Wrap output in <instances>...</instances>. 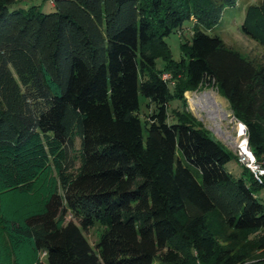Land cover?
Masks as SVG:
<instances>
[{"label":"trees","instance_id":"1","mask_svg":"<svg viewBox=\"0 0 264 264\" xmlns=\"http://www.w3.org/2000/svg\"><path fill=\"white\" fill-rule=\"evenodd\" d=\"M21 1L0 0V264H264V181L184 95L215 87L264 164V61L204 31L237 0ZM240 32L264 49V0Z\"/></svg>","mask_w":264,"mask_h":264},{"label":"rangeland","instance_id":"2","mask_svg":"<svg viewBox=\"0 0 264 264\" xmlns=\"http://www.w3.org/2000/svg\"><path fill=\"white\" fill-rule=\"evenodd\" d=\"M260 1L261 0H237L236 6L225 8L217 24H215L210 29H205L204 31L209 35H217L221 37L228 45L240 49L241 51L248 54L250 57L258 61H264V49L262 48V46L254 39L245 36L240 32V26L243 22L246 8L252 4H259ZM20 3L24 8H27L31 4L39 5L42 11L45 12H49L54 9V6L50 1L22 0ZM193 24V20L187 19L183 22L182 29L180 32H173L165 37V40L172 52V56L174 59H180V44L186 39V37H189L192 34ZM157 64L159 67H161L162 60H158ZM192 94H195L196 98L194 99L193 103H187V109L198 120L202 122L203 126L210 131V135L212 137L222 143L219 137V132L216 129L224 131L229 130L231 126V121L229 119H231L232 112L229 109L226 100L218 94L217 89L213 86L200 88L195 93L194 91H186L184 93L186 97H190V95ZM212 99H215V102L218 103V105L212 104ZM139 101L140 114L141 116H143V113L147 109L146 102L148 100L140 96ZM178 104H180V101L178 99L173 100L170 103V105L173 107L177 106ZM222 107L224 109L223 111L225 112V115L226 113L229 114L228 119L227 117L226 119H224V114L216 111V109H221ZM78 164L79 162L76 161L75 167L78 166ZM225 167L229 172L234 173V175H239L241 173V166L235 159L230 160L225 165ZM258 194L260 196H264V187L259 190ZM68 219H74L71 212H68L66 214V220ZM101 228L102 227L98 223H95L87 230H84L86 238L94 247V249H96L95 243L97 242ZM41 256L43 257V259L45 258L43 252L41 253Z\"/></svg>","mask_w":264,"mask_h":264},{"label":"built area","instance_id":"3","mask_svg":"<svg viewBox=\"0 0 264 264\" xmlns=\"http://www.w3.org/2000/svg\"><path fill=\"white\" fill-rule=\"evenodd\" d=\"M163 78H168V74H164ZM197 90L194 91V93ZM187 99V103L191 104L194 102V99L196 98L195 94H192L189 96H185ZM210 99V98H209ZM212 104L218 105V103L215 102V99H212ZM220 105V103H219ZM223 107L221 109H216L217 112H221L224 114V119H228L229 114L223 111ZM232 112V111H231ZM231 126L229 130H220L219 129V137L222 141V143L230 149L233 154L236 157V161L247 168L259 182L264 181V164L259 162L252 150L249 147L248 144V134H247V128L246 125L238 120L233 114L231 115Z\"/></svg>","mask_w":264,"mask_h":264},{"label":"water","instance_id":"4","mask_svg":"<svg viewBox=\"0 0 264 264\" xmlns=\"http://www.w3.org/2000/svg\"><path fill=\"white\" fill-rule=\"evenodd\" d=\"M247 264H257L256 262H249V263H247Z\"/></svg>","mask_w":264,"mask_h":264},{"label":"bare ground","instance_id":"5","mask_svg":"<svg viewBox=\"0 0 264 264\" xmlns=\"http://www.w3.org/2000/svg\"><path fill=\"white\" fill-rule=\"evenodd\" d=\"M219 131V129H217Z\"/></svg>","mask_w":264,"mask_h":264}]
</instances>
